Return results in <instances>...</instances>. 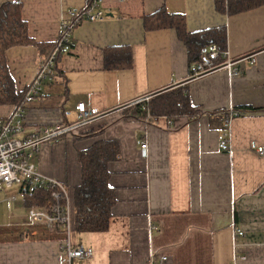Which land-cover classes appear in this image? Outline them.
<instances>
[{
    "label": "crops",
    "instance_id": "crops-1",
    "mask_svg": "<svg viewBox=\"0 0 264 264\" xmlns=\"http://www.w3.org/2000/svg\"><path fill=\"white\" fill-rule=\"evenodd\" d=\"M22 3V17L38 42L55 41L61 15L83 8L86 0H0ZM165 7L184 15L194 32L225 25L226 48L240 75L219 69L186 80L188 59L173 28L146 30L143 17ZM105 17L82 21L58 63L66 81L54 78L26 104L23 132L61 124L66 133L46 142L33 162L44 178L72 189L80 182L78 150L94 141H115L120 156L109 161V184L116 202L104 233L73 231L71 242L92 249L91 258L71 264H153L152 255H167L164 264H264V5L226 15L214 0H104ZM128 47L132 66L105 70L103 49ZM254 54L255 62L240 60ZM16 91L25 90L38 70L34 46H14L5 52ZM187 85L198 116L157 117L152 122L124 121L131 103L176 85ZM182 85V86H184ZM87 101L97 116L78 123L75 105ZM245 110L233 115L230 110ZM13 105H0V116ZM102 133L76 135L95 127ZM228 132L232 150L220 148ZM146 142V154L140 152ZM5 188L0 202V264H61L63 233L32 225L23 204L21 185ZM244 231L234 247L233 227ZM244 258L235 260V255ZM156 264H159L158 262Z\"/></svg>",
    "mask_w": 264,
    "mask_h": 264
},
{
    "label": "trees",
    "instance_id": "trees-1",
    "mask_svg": "<svg viewBox=\"0 0 264 264\" xmlns=\"http://www.w3.org/2000/svg\"><path fill=\"white\" fill-rule=\"evenodd\" d=\"M92 0H86L85 6ZM264 5V0H214L215 9L226 15L247 11ZM78 25H75V28ZM143 26L146 30L173 28L186 48L188 63L201 60L202 53L210 44H215L221 53L226 48L225 25L206 28L194 32L186 29L185 17L179 13H170L161 7L150 15L143 17ZM56 40L38 42L29 33L28 23L22 17V3L4 2L0 4V105H13L15 108L23 105L28 87L16 91L14 81L6 63L5 52L14 46H34L38 50L39 65L41 68L47 59L56 50ZM65 52L56 50L54 54L53 75L43 80L58 78L66 81L64 72L58 68ZM132 66V53L128 47L109 46L103 49V68L105 70L126 69ZM241 111L255 110L242 106L235 108ZM235 111V110H234ZM200 110L191 103L187 85H176L150 96L148 101L137 100L122 110L124 121H143L149 114L153 118L184 116L193 119ZM153 118L147 122L154 121ZM103 127H95L87 132L76 135L78 138L94 137L102 133ZM62 136V135H61ZM57 137L55 140L61 138ZM120 156V148L113 140L99 139L89 147L78 150L77 160L80 165V182L72 189L73 225L74 231L83 233H104L108 230L111 219V209L116 202L114 188L108 180L109 161ZM56 187L48 184L38 186L29 192L28 187L21 186V194L25 207L32 206L48 208L53 203L51 195Z\"/></svg>",
    "mask_w": 264,
    "mask_h": 264
},
{
    "label": "built area",
    "instance_id": "built-area-1",
    "mask_svg": "<svg viewBox=\"0 0 264 264\" xmlns=\"http://www.w3.org/2000/svg\"><path fill=\"white\" fill-rule=\"evenodd\" d=\"M104 0H92L90 4L78 9L66 10L59 21V32L56 38V50L65 52L67 46L71 43L72 32L75 25L82 21H95L105 17L102 10ZM47 59L45 64L36 72L34 79L28 86L23 105L14 107V110L5 116H0V202L6 201L10 205L16 198L15 196L3 197L2 192L5 188L13 184H20L28 187V191H34L38 186L48 184L56 187L52 191L53 203L48 207L32 206L28 209V216L32 225H41L46 230L53 232L59 229L63 233L60 240V263L71 264L73 258H91L92 249L82 245L74 246L71 242V234L74 231L73 225V204L70 189H67L62 182L50 178H44L37 169L33 159L40 152L41 147L46 142L54 141L57 137L66 133L65 127L61 124L44 125L38 132L22 135L25 123L26 104L32 101L41 91L42 81L52 76L54 66V54ZM240 60H247L249 63L255 62V55L250 54L242 57ZM239 60L231 58L227 48L221 53L215 44H210L202 53L201 60L188 64V74L186 80H192L209 72L219 69L228 70L229 75L235 78L240 75L237 67ZM184 84H181V86ZM150 96H145L140 101H148ZM78 123H84L98 115L99 110L93 107L89 102L79 101L75 105ZM237 114L231 111L226 121L227 124L233 115ZM153 118L149 114L147 119ZM156 118H153L155 120ZM220 148L230 152L232 150L229 142L228 132L223 133L219 140ZM140 152L142 156L146 154V142L140 140ZM256 153L264 155V147L257 146ZM244 231L239 227H233V236L235 238L234 247L238 246L236 239L242 237ZM244 258L241 255H235V260ZM153 264L157 262L164 264L168 260L167 255H152L150 258Z\"/></svg>",
    "mask_w": 264,
    "mask_h": 264
},
{
    "label": "rangeland",
    "instance_id": "rangeland-1",
    "mask_svg": "<svg viewBox=\"0 0 264 264\" xmlns=\"http://www.w3.org/2000/svg\"><path fill=\"white\" fill-rule=\"evenodd\" d=\"M15 187H17V184H14V187L12 189H14Z\"/></svg>",
    "mask_w": 264,
    "mask_h": 264
}]
</instances>
